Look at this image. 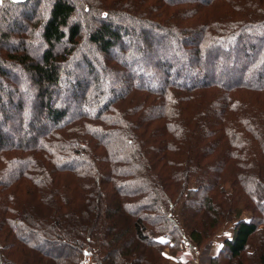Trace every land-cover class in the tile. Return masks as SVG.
Listing matches in <instances>:
<instances>
[{
    "label": "trees",
    "instance_id": "trees-1",
    "mask_svg": "<svg viewBox=\"0 0 264 264\" xmlns=\"http://www.w3.org/2000/svg\"><path fill=\"white\" fill-rule=\"evenodd\" d=\"M132 20L143 31L118 24ZM82 44L90 56L71 60ZM97 64L108 94L100 76L87 89ZM3 65L22 68L43 119L33 138L22 122L11 144L0 133V264H84L89 251L163 264L227 223L207 263L264 264V0H0ZM20 90L8 94L21 110Z\"/></svg>",
    "mask_w": 264,
    "mask_h": 264
},
{
    "label": "rangeland",
    "instance_id": "rangeland-1",
    "mask_svg": "<svg viewBox=\"0 0 264 264\" xmlns=\"http://www.w3.org/2000/svg\"><path fill=\"white\" fill-rule=\"evenodd\" d=\"M20 1H25V0H20ZM47 9H48V7H46V8L44 7L43 12L46 13ZM76 17L77 18L74 19V22H77L78 20L83 21V16L81 15V13L77 12ZM5 22H6L5 24L8 28L15 29V27H17V29H18L19 28L18 26H19L21 21L19 19L15 20V18H10V19H6ZM86 23H87V25H89V22H86ZM118 24H120V25L122 24L123 26H126L127 29H132V30H133V28H137V27H138L137 29L141 28V30L143 28V26H140L141 24H143V22H141L139 24L137 21H134V20H132L130 22H128V21L127 22H125V21L124 22H118ZM135 26H137V27H135ZM154 34H155V32H154ZM154 34H152V35L154 36ZM173 35L174 36H172V34H171L169 36V39L171 37L174 39L177 34L173 33ZM138 38H139L138 34L133 35V33H131L127 37V40H136L134 43V47H135V44H136ZM39 41L41 42L42 40H36V44L39 43ZM17 43L14 41H11L4 48L5 49L8 48V50H9V48H12V45H13V47H17L19 45V42H17ZM173 46H174V43H173ZM90 51H91L90 48H87L86 45L82 44L78 48V51L74 54V56L71 57V60L76 59V61L78 62L82 55H85V54L88 55L89 54V56H90V53H89ZM89 56H87L86 60L88 61L87 63H89V65L90 64L92 65L93 60L91 59L92 57H89ZM166 56H168V55H166ZM168 60H170V59H168V57H164L165 62L166 61L169 62ZM76 61H70L68 63H65L64 64L65 69L73 71L76 67ZM122 62L127 64L130 61L128 58L126 59L123 57ZM143 62H144V64H147V66H149L148 65L149 63L145 59L144 60L142 59L141 63H143ZM141 63H140V65L137 66V69L138 68H144V65H142ZM3 68L5 69V71H7V73L5 76L0 74V99H2V103L0 106V133H2L4 136L7 137L6 138L7 140L5 143V145H7L10 142L16 141L19 139V135H20V133L18 132L19 122L23 123L22 124L23 127H21V130L23 132H25L27 135H30L31 138H33L34 133L31 129V125L29 126L28 122H30V123H32V121L36 122V121H38V117L39 118H41V117H40V114L38 115L35 112V109L38 107V104H39L38 99L36 97L37 96V90H36V88H34L32 86L29 87L28 85H26L25 82H27L29 79L25 78V76H27V75L24 72L22 73V71H23L22 68H19V67L15 68L14 65L13 66L3 65ZM93 68H96V69H95L94 74L92 76H90V77L88 76L87 89H89L90 86H93L95 84L93 78L100 76V78H101L100 79V85L102 86V89L105 90V93L108 94L107 86L109 84L108 80H110V78L102 76V73L100 74L98 64L96 67H93ZM177 68H179V67H177ZM137 69L136 68L134 69L135 74H136ZM88 70H90V67ZM83 75H84V71H83ZM149 79H151V78H149ZM17 85H19L21 87L20 93L24 95L23 107H21V110L17 109L16 105L21 103L22 98L21 97L17 98V94H15L14 99H12V97L10 98L11 95H9L10 93L15 91V86H17ZM120 86H121V84H119L118 87H120ZM67 87L68 86L65 87L66 89L64 88L60 91V95H59L60 96L59 99H61V104L59 106L60 109H63L70 104L68 99H67L68 97L66 98ZM121 89H122L121 87L118 88V90H121ZM8 92H9V94H8ZM106 99H108V98L106 97ZM10 101L12 103H10ZM41 119H43V118H41ZM25 120H27L26 125H25ZM28 120H31V121H28ZM40 121H41V123L44 122L47 125V127H48V125L51 124L49 122L48 123L45 122L44 120H40ZM37 125L39 126L40 124L38 123ZM179 209H180V207L176 210V216L177 217H179ZM94 214H95L94 212L89 214V216L87 217L88 219L85 220L84 222L90 224L92 222V219L95 218ZM105 227H106V222H104L102 230L103 229L105 230ZM226 228L229 230H233L235 228V224L234 223L225 224L224 226H222L220 228L219 234H220V232H223ZM218 235L215 237V239L218 237ZM215 239H213V241ZM213 241L209 242L203 249H200V250H194L192 247H185V248L177 251L176 253H172V251L171 250L170 251H171V254L175 255V256H177L178 252L184 251V254H186V255H182L181 257H179V258L184 260L183 264H189L187 261H185L187 258L186 256H189L188 251L189 252L192 251V254L194 255V260L196 258H200V259L202 258L204 261L203 264H209L207 262H208V258H210V256L208 255L207 249ZM0 242H2L3 245L7 244V242H4V239H0ZM48 252H50L49 253L50 255L54 254L51 251H48ZM182 252H180V253H182ZM204 254H206V255L204 256ZM11 256H14V255L12 254ZM3 258L4 257L2 255V253H0V262L3 261ZM166 259H167V262H164L163 264H170L168 258H166ZM47 261L49 262V259H47ZM47 261H45V262H47ZM224 261H227V259H224ZM83 263L84 264H96V262L94 260V256H93L91 251H89L88 253L86 252V254H84ZM232 264H236V261H234Z\"/></svg>",
    "mask_w": 264,
    "mask_h": 264
},
{
    "label": "crops",
    "instance_id": "crops-1",
    "mask_svg": "<svg viewBox=\"0 0 264 264\" xmlns=\"http://www.w3.org/2000/svg\"><path fill=\"white\" fill-rule=\"evenodd\" d=\"M12 1H20V0H12ZM233 232H234V229L229 230L227 228L223 232H220L218 237L209 245L207 249L208 255L210 256L209 259H213L219 256L220 251L223 247V242L225 240L231 239L233 237ZM180 252H178L177 256H175L171 254V251L169 248H166L164 250V256L168 258L170 264H183L184 260L179 257H181L182 255H186V254H184V251L182 253ZM188 253H189V256H186L187 258L185 261H187L189 264H203L204 263L202 258L201 259L196 258L194 260V255L192 254V251L191 252L188 251Z\"/></svg>",
    "mask_w": 264,
    "mask_h": 264
}]
</instances>
